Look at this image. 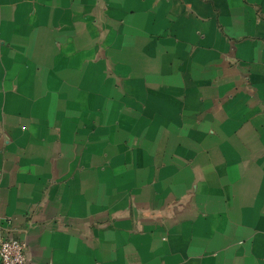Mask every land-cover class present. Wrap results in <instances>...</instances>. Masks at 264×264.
<instances>
[{
  "label": "crops",
  "instance_id": "1",
  "mask_svg": "<svg viewBox=\"0 0 264 264\" xmlns=\"http://www.w3.org/2000/svg\"><path fill=\"white\" fill-rule=\"evenodd\" d=\"M7 230L31 264H264V0H0Z\"/></svg>",
  "mask_w": 264,
  "mask_h": 264
},
{
  "label": "built area",
  "instance_id": "2",
  "mask_svg": "<svg viewBox=\"0 0 264 264\" xmlns=\"http://www.w3.org/2000/svg\"><path fill=\"white\" fill-rule=\"evenodd\" d=\"M0 260L2 264H31L27 241L16 237L10 230L0 231Z\"/></svg>",
  "mask_w": 264,
  "mask_h": 264
}]
</instances>
